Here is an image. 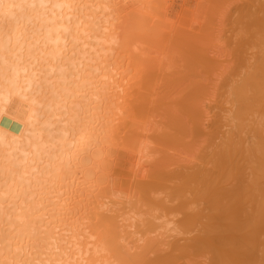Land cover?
Listing matches in <instances>:
<instances>
[{"label": "bare ground", "instance_id": "bare-ground-1", "mask_svg": "<svg viewBox=\"0 0 264 264\" xmlns=\"http://www.w3.org/2000/svg\"><path fill=\"white\" fill-rule=\"evenodd\" d=\"M153 1L0 0V264H156L163 250L184 254L185 264H264V18L255 17L261 34L251 33L261 55L244 75L223 85L203 77L170 102L186 115L190 137L187 158L172 170L149 157L153 142L172 137L149 120L157 93L125 83L131 69L155 66L145 48L170 41ZM211 55L205 67L219 60ZM200 59L192 61L199 68ZM118 147L135 154L133 176L148 153L153 159L128 190L103 174ZM163 192L183 199L172 211L184 206L176 207L185 244L181 234L174 243L147 240L153 217L146 226L139 216L150 210L139 203L131 213L136 193L158 201ZM164 222L154 223L156 237L170 231Z\"/></svg>", "mask_w": 264, "mask_h": 264}, {"label": "rangeland", "instance_id": "rangeland-1", "mask_svg": "<svg viewBox=\"0 0 264 264\" xmlns=\"http://www.w3.org/2000/svg\"><path fill=\"white\" fill-rule=\"evenodd\" d=\"M154 1H153L154 7L157 6L156 7L157 9L155 8L156 11L155 10L154 11L158 15H160L161 18L165 15L164 17L167 18L166 20H168L169 26H170L169 27L167 24V26H168L167 30L168 31L165 30L166 32L164 33V38L162 37L163 40L162 39H160V40L165 41L167 39L169 41V39H170V41H169L170 43L167 42L168 44L166 46H162L161 49H160L161 46L159 47V49H156V50H154L155 48H153V47H150V49L147 47V49H149L150 51L146 50V48L144 49V52H145L147 58H149V56H150V58H151V56L153 58L154 57L156 58V59L154 58L155 60L152 58L153 61L151 59H149L150 61L148 62L149 65L152 62L150 66H152V64L153 65L155 64V66L152 67V69H151L155 73V75H153L154 73L149 72V71H151L150 69L148 71L149 75L147 74L146 71L144 73L142 72L143 74H141V71L131 69L130 71L127 72V75H126L127 78L125 77L126 78L125 83L131 84V85H135V83H136V85H138L140 82L143 84L145 83L146 85L149 84L151 92L149 90H148V92L152 93L151 95H153L154 92H155L154 94L157 93L155 95L156 98L154 97V95L153 96L149 95V97H151L152 99L154 97V101H157V98L159 100V101H157L158 105L155 107L152 115H150L149 120L151 121V124L165 129L166 132H172V137H171V139L168 138V139H170L169 140L170 143L161 142V144H156L153 142L152 145L157 146L156 150H158V151H154V154L153 153L151 154V152L148 153L149 155L151 154L152 156L151 155L149 156L148 154L147 155L149 157H153V159H155V157H157V158L162 157L165 161V164L169 165L170 169L174 170L173 168H178V165L182 164V163H179L180 160H185L187 158L188 149L190 148L187 145V142L190 141V137H188V135L186 133V130H187L186 129V121H187L186 115H184L182 112H179V111L175 112L174 108H172L170 104L173 102V99L175 96L179 99V97H181L183 95V92H184L183 89L185 90L186 86L188 87L189 85L195 83V81L197 82V80H198V82L200 81L202 84L204 81V78H205V79H207V80H205L206 81L205 84H210V83L213 84V82H215L214 84L217 83V84L223 85L226 82L228 83L229 79H230L229 83H233L235 79L233 80L231 78L237 79L238 76L240 77L241 75L245 74L244 70H246V72H247V70L252 67V63H254V59L256 57L259 58L258 54H260V52H262L259 50V47L261 44L260 43L258 44V42H260V41H258L259 39H257L258 34L255 35L256 40L253 41L254 39L251 36L252 35L251 33H253V31H254V34H255V32L257 30L258 33L261 34L262 26L261 27L259 26L256 29V25H257V22H259L260 20H262L264 18L263 17V15H264V12H263L264 11V9H263L264 8V0H157V1L154 0ZM156 2H158L159 4ZM251 12H253V13H251ZM257 12H258V14H256ZM251 14L253 17L251 16ZM255 17H257L259 19V21ZM251 22L253 23V25ZM261 22L262 21H260L259 23H261ZM172 23H174V25ZM158 24L161 25V22H159V20H158ZM163 27H165V26H163ZM179 28L182 31L179 30ZM169 31H171V32H169ZM180 32H182V34ZM161 33H160V37H161ZM171 33H172V36H171ZM175 33H177L179 35L176 34V36H175ZM170 36H171V38L173 37L174 39L173 38L171 39ZM249 36H251L252 39H251V37L249 39ZM177 38L178 39L181 38V39H179L180 41ZM258 38H260V37H258ZM176 39L178 41H176ZM172 41L174 44L172 43ZM172 46H173V48H172ZM156 48H157V46H156ZM260 49H262V47ZM202 51H203V53H202ZM149 53H150V55H149ZM202 54H204V55L202 56ZM208 54L209 55L212 54L211 55L212 57H213V55L218 56L219 60L215 61V63L213 61L207 60V62L208 61L210 62V63L208 62L210 64V66L207 65L208 63L207 64L205 63V65L208 66V67H205L203 62L206 61L205 56ZM162 55H164V56H162ZM156 56H158L159 58H157ZM211 56H209V57H211ZM147 58H146V60L148 61ZM199 58H202L200 60L205 59L204 61H200V62H202L203 65L198 61V63L200 64V68H199L198 64H194L197 62V60H199ZM159 59H162V60H159ZM164 59H166V60L163 61ZM257 60H259V59H257ZM147 61H146V63H147ZM190 61H191V63H193L192 61H196V62H194L193 65H191ZM158 62L162 64V65L161 64L158 65L159 68L157 67ZM163 64H165V65L163 66ZM211 64H212V66H211ZM250 64H251V66H250ZM168 66H169V68H170V66L172 67L171 70H169ZM194 67L196 69H194ZM203 67L206 69L202 70ZM210 67H212V69H210ZM155 68H158V71ZM207 68H208V70H207ZM236 69L238 70L237 72H236ZM241 69H242V71H241ZM201 70H202V72H201ZM193 71H195V72H193ZM196 71L198 72V74H196ZM212 71H214V72L212 73ZM243 71H244V74H243ZM159 73L161 75H159ZM199 73H200V75L204 73V75H206V76L202 75V77H201V76H199ZM217 73L218 74L220 73L219 76ZM221 73H223V74H221ZM240 73H242V74H240ZM192 74L194 76H192ZM234 74L236 77L234 76ZM207 75H210V76H207ZM144 76H145V80H144ZM150 76L153 78H151ZM199 77H201V78L199 79ZM212 77L214 79H217V80L211 79ZM135 78H136V80H134ZM192 78L193 79L195 78V79L192 80ZM152 79H154V80H152ZM202 79H203V81H202ZM140 80H142V81H140ZM150 80L153 84L151 82L150 83L145 82V81H150ZM207 81H208V83H207ZM216 81H218L219 83ZM150 85H152V87H154L153 85H155V87L157 89L155 87L151 88ZM153 89H154V91H153ZM176 97L174 100H178ZM159 103H162V104H159ZM151 124H149V126H151ZM173 137L178 138L179 140L177 139L178 141L176 140V142H173ZM113 152H114V154L112 156L113 161H112V158H104V160H105V173H103V174L106 177L105 178L106 180H109L108 178L110 176H112V179H110V181H112V182H113V180L117 179L114 181L115 186H116V184L121 185V183H122L123 186L128 190V189H130V188H128V186L129 185L131 186V184H132V182L130 184V181H133L132 176H133L134 170L136 169L135 154L133 152L127 150L124 147L123 148H121V147L115 148V149H113ZM147 155H146L144 162H143V165L145 167L143 166L141 168L142 169V172L140 171L141 173H144V171H145L144 168L146 169L147 167H149L150 162L153 161V159L150 158L152 161L150 160V162H149L148 161L149 157ZM107 168L108 169L110 168L111 172L109 171L110 169L108 170ZM140 172L138 173V174H140L139 177H138V174H137V176L135 175L136 174V172H135V174H134L135 177L133 176L134 180L136 178L141 177L142 174ZM130 178H132V179H130ZM120 185H118V186H120ZM137 193L135 195H133L134 197L132 196V198L129 199V200H131V201H129V204L131 203L132 205L137 206L136 208L134 206V208L131 210V213H135L137 211L138 206L140 205V206H142V207H140L141 210L138 209V212H137L139 215L141 214V212H144V211H145V213H147L148 210H150V213L149 212L148 213L151 214V216L148 213L144 214V216L146 215L147 217H144L143 215L139 216V219H141L143 221V224L145 223V225L147 226L148 222L150 221V219L148 217H153V219L152 218L151 219L154 220L153 222L155 223L156 226L158 223L166 225L164 221H166V223H168V224L170 223L169 224L170 226H168V229L170 231L168 232V230H167L166 238L168 237V235L169 236L171 235L170 232L175 233V234H172L174 236V238L172 235L167 239L165 238V236L163 237L164 239L161 238L162 236L158 234V230H157L158 228L154 227L155 225H154V223L152 224V220H151V222H150L151 224L149 223V225H151V226L148 225L150 227L148 229H150L151 232L147 230V232L145 234V236L150 238L147 240L150 241V240H153V238H155V239L160 238V242H162V243H165V244H168L167 242L174 243L176 241L175 237H177L181 234L183 238L182 237L180 238L181 235L179 237H177V238H179L178 243H180L179 245H181V243L185 244L187 241L184 238L187 236L185 233H183L184 231L181 229V224L179 223L183 217V213L182 212L180 213V211L178 209V208L184 207V206L180 207V205H184L183 199L175 198V196L170 195L173 193L167 194V192H165V193L163 192V193L158 194L159 198H161V200L158 199V201L160 200V203H159L157 200L151 201L152 199L149 200L144 196L140 197L139 195H137ZM163 194H164V196H163ZM167 195H169V196H167ZM168 198L170 199V201ZM178 199H179V201H178ZM143 200H145V202H143ZM162 200L164 203H162ZM171 200H173V201H171ZM180 200H182V201H180ZM149 201H150V203H149ZM154 201H155V204H159V205L154 204L157 210L154 208V205L152 204V202L154 203ZM166 201H168L169 204ZM175 201L178 202L177 204H180L182 202L180 205L175 204L174 209L178 210L179 211L178 213L176 210H175L176 211V213H175L174 209L172 211V207L174 206V203H176ZM139 203H141V204H139ZM144 203L145 204L148 203L147 205H144L145 207L147 206L146 207L147 209H145L143 207ZM149 204H151L152 206H150ZM164 204H166V206ZM168 205L169 206L172 205L171 209H170L171 211L169 209L167 211ZM159 206H161V207H159ZM162 207H164L166 209H164ZM142 208H144L145 210H142ZM158 208L160 210H158ZM163 209H164V212H163ZM133 210H135V211H133ZM146 210H147V212H146ZM159 211H161L163 213V215ZM170 212H173V216H172V213H170ZM158 213H160V214H158ZM174 213H175V215H174ZM155 214L157 215V217ZM164 214H165V216H164ZM181 214H182V216H181ZM142 217H143V219H142ZM165 217L173 218L172 222L170 221L171 219L169 220V218H168V220H167V218H165ZM145 219H146L147 223L145 222ZM147 220H149V221H147ZM177 220H179V222ZM168 221H170V222H168ZM177 225H178V228H176ZM171 227L175 228V229H172ZM179 229H180V231L178 232ZM148 233H149V235H148ZM154 233H156V234L154 235ZM156 236H161V237H156ZM151 237H152V239H151ZM142 238L145 239L146 237H142ZM168 239L171 241L173 240V242L169 241ZM180 240H182V241L180 242ZM184 240L186 242H184ZM163 241H166V242H163ZM165 248H167V247H165ZM171 251L173 253H171L169 255L168 254L166 255V251H164V250L159 251V254L161 253L159 256H161V255H163V256L158 257L159 259L157 257H156V259L153 258L156 261V262L154 261L153 263L158 264L160 260H162V262H164L163 264L168 263V262H169V264H174V263L175 264H182V262H183V264L187 263L184 258H186V260H188V258L185 257L184 254H183L184 255V257H183V255H180L181 253H179V255H178V253H176L174 250H171ZM176 254L178 255V257ZM171 255L174 258L173 260H172ZM168 256H170V258ZM179 256H181V257H179ZM162 257H163V259H162ZM166 257H168V258H166ZM157 259H158V261H157ZM167 259H168V261H167ZM177 259H178V261L181 259L179 261V263L177 262ZM184 261H185V263H184Z\"/></svg>", "mask_w": 264, "mask_h": 264}]
</instances>
